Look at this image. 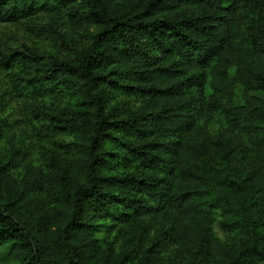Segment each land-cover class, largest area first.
<instances>
[{"label": "trees", "instance_id": "1", "mask_svg": "<svg viewBox=\"0 0 264 264\" xmlns=\"http://www.w3.org/2000/svg\"><path fill=\"white\" fill-rule=\"evenodd\" d=\"M0 264H264V0H0Z\"/></svg>", "mask_w": 264, "mask_h": 264}]
</instances>
